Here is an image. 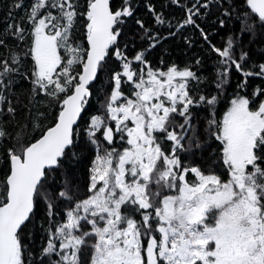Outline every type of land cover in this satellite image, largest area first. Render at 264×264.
I'll return each instance as SVG.
<instances>
[{
  "label": "snow or ice",
  "instance_id": "1",
  "mask_svg": "<svg viewBox=\"0 0 264 264\" xmlns=\"http://www.w3.org/2000/svg\"><path fill=\"white\" fill-rule=\"evenodd\" d=\"M7 7L0 264H264V0Z\"/></svg>",
  "mask_w": 264,
  "mask_h": 264
},
{
  "label": "trees",
  "instance_id": "2",
  "mask_svg": "<svg viewBox=\"0 0 264 264\" xmlns=\"http://www.w3.org/2000/svg\"><path fill=\"white\" fill-rule=\"evenodd\" d=\"M10 3H11V0H0V22H3L4 17L6 15V12L9 10L7 6L10 5ZM16 11H18V10L14 11V15L16 14ZM177 15H179V13H177ZM223 35H224V33H221V36H218L216 38V40L219 41ZM173 55H179V53L173 52ZM206 68H207V71L210 72L211 71V63H208L206 65Z\"/></svg>",
  "mask_w": 264,
  "mask_h": 264
}]
</instances>
